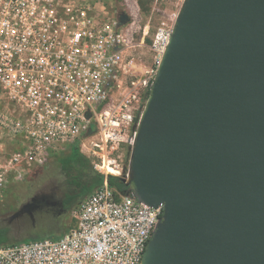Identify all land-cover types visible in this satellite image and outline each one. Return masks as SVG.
Segmentation results:
<instances>
[{
    "label": "water",
    "instance_id": "95a60500",
    "mask_svg": "<svg viewBox=\"0 0 264 264\" xmlns=\"http://www.w3.org/2000/svg\"><path fill=\"white\" fill-rule=\"evenodd\" d=\"M127 183L163 206L140 264H264V0H183ZM50 196L33 195L6 221L42 202L58 217L62 201Z\"/></svg>",
    "mask_w": 264,
    "mask_h": 264
},
{
    "label": "built area",
    "instance_id": "2783aa9c",
    "mask_svg": "<svg viewBox=\"0 0 264 264\" xmlns=\"http://www.w3.org/2000/svg\"><path fill=\"white\" fill-rule=\"evenodd\" d=\"M183 1V0H182ZM99 0H0V196L10 181L77 142L103 183L58 237L0 245V264H140L163 206L127 183L139 119L174 24L158 26L151 64L129 21ZM128 15V14H127ZM128 155L127 159L125 156ZM124 179L120 193L108 176Z\"/></svg>",
    "mask_w": 264,
    "mask_h": 264
},
{
    "label": "rangeland",
    "instance_id": "374dc122",
    "mask_svg": "<svg viewBox=\"0 0 264 264\" xmlns=\"http://www.w3.org/2000/svg\"><path fill=\"white\" fill-rule=\"evenodd\" d=\"M182 2V0H99L98 7L105 8L108 15L112 17H117L120 13L128 14L130 32L137 42L142 36L144 26L147 25V34L143 37L145 47L139 48L137 55L146 65H149L153 54L147 46L151 45L156 28L159 25L169 27L175 23ZM67 150L68 146L54 149L44 164L33 166L23 179L10 181L6 186L0 196V225H10L13 235L21 237L34 232L43 237H58L73 226L75 207L69 208L59 217H54L51 213L43 217L41 213H37L33 222H30L27 217L10 223L6 221L12 212L33 195L46 194L53 198L62 196L65 188L60 182L62 175L56 156ZM127 157L128 155L125 159Z\"/></svg>",
    "mask_w": 264,
    "mask_h": 264
},
{
    "label": "trees",
    "instance_id": "16d2710c",
    "mask_svg": "<svg viewBox=\"0 0 264 264\" xmlns=\"http://www.w3.org/2000/svg\"><path fill=\"white\" fill-rule=\"evenodd\" d=\"M56 161L62 175L60 182L65 188L61 197L67 210L76 207L78 203L103 183V174L94 168L90 158L81 153L77 142L70 144L66 152L58 153ZM107 181L111 187L120 193L127 188L122 177L110 175L107 177ZM22 220L24 219L22 218ZM42 237L41 234L34 232L17 237L11 233L10 225H0V245L14 244Z\"/></svg>",
    "mask_w": 264,
    "mask_h": 264
},
{
    "label": "flooded vegetation",
    "instance_id": "af4514ba",
    "mask_svg": "<svg viewBox=\"0 0 264 264\" xmlns=\"http://www.w3.org/2000/svg\"><path fill=\"white\" fill-rule=\"evenodd\" d=\"M50 198H51V196H50ZM49 200V199H48ZM62 201V204H63V198L62 197H60V198H53L52 197V199L51 200H49L50 202L52 201ZM41 208H39V209H37L35 212H33V216H30V215H28V214H23V215H21V216H19L18 218H16V219H22V218H25V217H27L29 220H30V222H33V220H34V218H35V215L37 214V213H41L42 214V216L43 217H47V216H49V214L50 213H53V212H55L57 209H58V207L56 206V205H53V204H51V203H45V202H42L41 203ZM60 208V207H59ZM63 208L65 209V212L67 211V209L64 207V204H63ZM64 212V213H65ZM59 217V216H58ZM16 219H14V220H16Z\"/></svg>",
    "mask_w": 264,
    "mask_h": 264
}]
</instances>
